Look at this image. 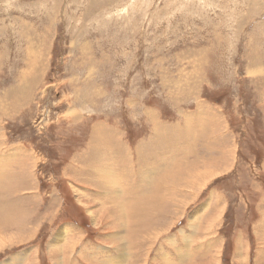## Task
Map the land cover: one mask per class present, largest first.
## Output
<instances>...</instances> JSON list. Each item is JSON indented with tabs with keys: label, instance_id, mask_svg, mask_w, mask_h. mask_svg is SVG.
Wrapping results in <instances>:
<instances>
[{
	"label": "rangeland",
	"instance_id": "obj_1",
	"mask_svg": "<svg viewBox=\"0 0 264 264\" xmlns=\"http://www.w3.org/2000/svg\"><path fill=\"white\" fill-rule=\"evenodd\" d=\"M0 142V264H264V0H0Z\"/></svg>",
	"mask_w": 264,
	"mask_h": 264
},
{
	"label": "bare ground",
	"instance_id": "obj_2",
	"mask_svg": "<svg viewBox=\"0 0 264 264\" xmlns=\"http://www.w3.org/2000/svg\"><path fill=\"white\" fill-rule=\"evenodd\" d=\"M22 97V96H21ZM19 98V97H18ZM20 99V98H19ZM157 131V130H156ZM152 139H154V140H158V143H159V139H162V138H160V132H156L155 133V135H153V137H152ZM164 139V138H163ZM154 140H151L150 141V143H152V144H154L153 143V141ZM162 141V140H161ZM160 141V142H161ZM168 142H170V140H168ZM173 143V142H172ZM176 143V142H175ZM170 145H171V143H170ZM169 144H168V146L167 147H169L170 146ZM164 146V145H163ZM171 146H173V145H171ZM140 148H141V146H140ZM147 148V147H146ZM143 149L145 150V151H147L146 149H145V147H144V145H143ZM144 150H142V149H140L139 150V152L137 153V155H138V159H139V161H138V164H139V166H142V163H144V159H145V157H146V154H145V152H144ZM150 150V149H149ZM171 153V152H170ZM167 154V153H166ZM155 155V154H154ZM123 157H127V155L125 156H123ZM174 157V156H173ZM151 158V157H150ZM164 158V157H163ZM125 159L126 158H124L123 159V162L125 161ZM153 159V158H152ZM118 160V159H117ZM143 161V162H142ZM126 163V161L124 162V164ZM130 163V162H129ZM152 163V162H151ZM107 164H108V162H107ZM128 164V163H127ZM138 164H136V165H138ZM174 165V168H172V169H175L176 167H179V168H181L179 165H175V163L173 164ZM104 166V165H103ZM106 167V166H105ZM142 168V167H141ZM111 171V170H110ZM190 171V170H189ZM104 174H106V175H102L101 176V182L103 183V186H108V184H109V182H113V183H115V184H120L123 180H124V173H119V175L117 174V177H116V174H110L109 173V175H108V173H104ZM202 174V173H201ZM201 174H197V175H195V176H191V178H189V179H186V180H179L178 182L176 181V178L174 177L173 178V182H170L172 185H174L175 187H177V189L175 190L176 192V194L178 193V190L181 188V187H183V188H190V189H197L196 187L197 186H200L201 184H202V181H203V178L201 177ZM204 174V173H203ZM99 175H101V174H99ZM205 175H207V174H205ZM210 175V174H209ZM142 176V175H141ZM173 176V175H172ZM136 183V182H135ZM9 184V183H8ZM15 184V183H14ZM151 184V183H150ZM12 185V184H11ZM136 185V184H135ZM134 185V186H135ZM140 185V184H139ZM112 186V185H111ZM121 186V185H120ZM119 186V187H120ZM141 186H143V185H141ZM166 186V185H165ZM118 186H116V188H117ZM110 188H115L114 186H112V187H110ZM140 188V187H139ZM139 188H136V190H134V191H138L137 189H139ZM179 188V189H178ZM6 189V188H5ZM118 189V188H117ZM116 189V190H117ZM110 190H112V189H110ZM115 190V191H116ZM119 190V189H118ZM4 190H2V189H0V194L3 192ZM150 192V191H149ZM172 192V191H171ZM133 193V191L132 190H130V191H128L127 192V194H126V196H128V195H130V194H132ZM135 193V192H134ZM138 193V192H137ZM141 194V193H140ZM145 194V192H143V196H145L144 195ZM116 195H118V197H117V200H116V203H115V206L113 207V212L114 213H116L117 215H118V222H121V223H119L120 224V229H123L124 231H126V228H122L123 226H124V224H122V223H124V222H128V223H131V218L133 217V214H132V212L134 213V212H137V213H139V212H141L140 213V215H142V213L144 214L145 213V209H151V207L153 208L152 209V213L151 214H149V215H153L155 218H156V220H158V217H157V215H159V206H157L156 205V201H160L157 197H158V195L156 194V193H153V194H150V195H152V196H154V197H150L149 195H146L147 197H146V200H147V202L149 203V205H150V207L148 208L147 207V203L144 201L145 200V198H143L142 199V197L141 198H139L138 200H137V202H138V204H141L143 201H144V203H142L141 205H138L137 204V209L138 210H136V211H132L131 210V208L133 207V205H129V204H125V201H123V199H126V197H125V195L124 194H121L120 195V192L118 191L117 192V194ZM137 195V194H136ZM122 196V197H121ZM116 197V196H115ZM153 198H154V202H153ZM0 200H1V195H0ZM129 200L131 201V202H133V199H130L129 198ZM143 200V201H142ZM169 200V199H168ZM168 200H166V198H165V203L168 201ZM170 200H172V199H170ZM162 202H164V201H162ZM264 202V201H263ZM125 205H128V207H126ZM169 204H166V205H164L162 208H160L161 209V215H166L167 214V212H166V206H168ZM176 206H178V204H175ZM121 208V209H120ZM140 208V209H139ZM200 212V211H199ZM3 213H5V215L6 216H9V215H11V210H7V209H4V212ZM110 213H112V212H110ZM146 213H147V211H146ZM201 213V212H200ZM119 215H121L122 216V218H120V216ZM127 215V216H126ZM149 215H148V213L146 214V216L147 217H149ZM196 216V215H195ZM198 216V215H197ZM159 218H161V217H159ZM0 219H2V218H0ZM10 220H12V219H10ZM133 220H135L134 218H133ZM13 221V220H12ZM142 221V222H141ZM148 220H140L139 221V223H140V225H142L141 226V228L143 229V228H145V223H143V222H147ZM212 221V220H211ZM149 222V221H148ZM20 223V222H19ZM22 224V223H21ZM0 225H1V223H0ZM135 225V224H134ZM135 227H136V225H135ZM6 228H7V226H6ZM68 230H70V229H68ZM199 230V229H198ZM4 231V228L3 227H0V233H2ZM71 231V230H70ZM128 231H130V229L128 228ZM127 232V231H126ZM63 233H67V230L66 229H64V231H63ZM127 234H128V237H130V239L132 238V240H133V238H134V240H135V235H130L129 234V232H127ZM135 234V233H134ZM138 234V233H137ZM140 234V233H139ZM142 234V233H141ZM67 235V234H66ZM115 235V234H114ZM59 237H61L60 236V234H59V236L57 237L58 239H59ZM145 237V236H144ZM194 237V236H193ZM64 238V237H63ZM136 238H138L139 240L141 239V237H139V235L136 237ZM143 239V238H142ZM195 239V238H194ZM75 240V239H74ZM114 242H118L119 244H121V242H123L124 241V238H122L121 236H119L118 234L116 235V236H114V238L112 239ZM189 240V239H188ZM3 241H8L5 237H2L1 235H0V243H2ZM190 241V240H189ZM203 241V240H202ZM264 243V242H263ZM75 244V243H74ZM74 244H73V247H74ZM185 244V243H184ZM76 245V244H75ZM263 245V244H262ZM60 246V245H59ZM68 247V248H67ZM69 247H71V245H66V247L64 248V249H66L65 251H64V255L62 256V258H64V260H66V258L68 257V255L69 254H71L70 252H71V250H70V248ZM120 247H122V244L120 245ZM76 248H77V246H76ZM190 248V247H189ZM118 249V248H117ZM122 249H123V247H122ZM129 249H131V248H129ZM60 250V249H59ZM176 250V249H175ZM245 252V251H244ZM123 253H125L126 255H127V253L125 252V250H123V251H120V252H118V254L119 255H123ZM129 253H131V250L129 251ZM128 253V254H129ZM183 253V252H182ZM246 253V252H245ZM194 255V254H193ZM131 256H132V253L130 254V256H128L127 255V257H126V259H124V260H120V259H123V257L122 258H120L119 260L118 259H113V262L112 261H109L107 264H113V263H117V264H129V262H131L130 260H131ZM61 257V256H60ZM125 257V256H124ZM259 257H260V259H259ZM259 257H258V261H260V262H262L263 263V261H264V250H263V252L262 253H260L259 254ZM18 258V257H17ZM97 258V257H96ZM21 259V258H20ZM23 259V258H22ZM22 259H21V262H22ZM56 259V258H55ZM86 259V258H85ZM187 259L188 260H193L192 259V257H191V253L188 255V257H187ZM89 260L92 262V261H97L98 260V258L97 259H90L89 258ZM118 260V261H117ZM166 260V259H165ZM185 260V259H184ZM14 261V260H13ZM5 263V262H4ZM17 263V262H16ZM106 263V262H105ZM188 263H189V261H188ZM6 264V263H5ZM104 264V263H103ZM166 264H168V263H166ZM260 264V263H259Z\"/></svg>",
	"mask_w": 264,
	"mask_h": 264
},
{
	"label": "crops",
	"instance_id": "obj_3",
	"mask_svg": "<svg viewBox=\"0 0 264 264\" xmlns=\"http://www.w3.org/2000/svg\"><path fill=\"white\" fill-rule=\"evenodd\" d=\"M151 140V139H150ZM106 141H103V145L105 146V143ZM107 143V142H106ZM148 143H150V141L148 142ZM102 145V146H103ZM143 145H145V144H143ZM88 146H90V144H88ZM0 147H1V142H0ZM111 147L112 146H110V147H105V148H110L111 149ZM93 149V148H92ZM109 149V150H110ZM5 150V149H4ZM144 150V149H143ZM165 150V149H164ZM144 152H145V150H144ZM2 156H3V154L0 156V177H1V169H5L6 167H7V164L8 163H6V156H5V154H4V157H3V161H2ZM148 158H147V155H146V157H145V161H144V163H143V165L145 166L146 165V162L148 161L147 160ZM147 169H149V168H147ZM142 171H141V173L143 174V171H145L146 169H141ZM147 171V173L149 172V173H151L152 171H148V170H146ZM159 173V172H158ZM78 175V174H77ZM79 176V175H78ZM96 174L94 173V171L92 170V167H90V171L89 172H87V173H85V175L82 173V175H81V181L82 182H84V183H86V184H88V185H91V184H93L94 182H95V180H96ZM7 178H6V174H4V176L2 177V178H0V187H2V188H5L6 186H7ZM94 189H97V186H96V182H95V185H94V187H93ZM87 189H85V191H86Z\"/></svg>",
	"mask_w": 264,
	"mask_h": 264
}]
</instances>
